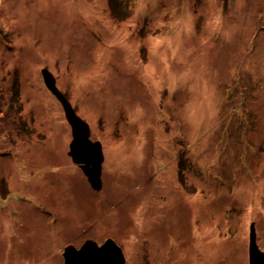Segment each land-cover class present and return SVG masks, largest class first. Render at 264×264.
Returning a JSON list of instances; mask_svg holds the SVG:
<instances>
[{
	"label": "rangeland",
	"instance_id": "obj_1",
	"mask_svg": "<svg viewBox=\"0 0 264 264\" xmlns=\"http://www.w3.org/2000/svg\"><path fill=\"white\" fill-rule=\"evenodd\" d=\"M45 68L102 144L99 191ZM252 223L264 252V0H0V264L109 239L126 264H249Z\"/></svg>",
	"mask_w": 264,
	"mask_h": 264
},
{
	"label": "water",
	"instance_id": "obj_2",
	"mask_svg": "<svg viewBox=\"0 0 264 264\" xmlns=\"http://www.w3.org/2000/svg\"><path fill=\"white\" fill-rule=\"evenodd\" d=\"M44 84L63 106L66 119L72 128L73 141L69 155L74 163L80 166L91 186L100 190L102 186L103 147L100 142H91V130L87 122L77 115L71 103L56 86V79L48 69L42 70ZM122 248L112 239L105 245L98 246L87 241L81 250L70 247L65 250V264H126ZM249 264H264V252L257 244L255 224L250 225Z\"/></svg>",
	"mask_w": 264,
	"mask_h": 264
},
{
	"label": "bare ground",
	"instance_id": "obj_3",
	"mask_svg": "<svg viewBox=\"0 0 264 264\" xmlns=\"http://www.w3.org/2000/svg\"><path fill=\"white\" fill-rule=\"evenodd\" d=\"M86 4L87 5V3L86 2H83V4ZM88 6V5H87ZM84 9H86V10H88V7H86V8H84ZM47 69V68H46ZM61 92V91H60ZM62 93V92H61ZM63 94V93H62ZM86 122V121H85ZM72 129V128H71ZM90 130H91V127H90ZM90 138H91V136H90ZM91 142H93V141H91ZM109 150H111V148H109ZM112 151H113V149H112ZM120 247V246H119ZM122 250V249H121ZM123 251V250H122Z\"/></svg>",
	"mask_w": 264,
	"mask_h": 264
},
{
	"label": "trees",
	"instance_id": "obj_4",
	"mask_svg": "<svg viewBox=\"0 0 264 264\" xmlns=\"http://www.w3.org/2000/svg\"><path fill=\"white\" fill-rule=\"evenodd\" d=\"M180 172H182V171H180Z\"/></svg>",
	"mask_w": 264,
	"mask_h": 264
}]
</instances>
